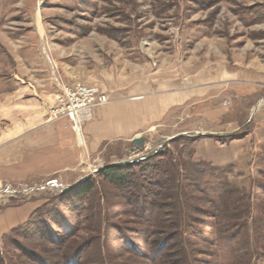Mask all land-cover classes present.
<instances>
[{
    "label": "rangeland",
    "instance_id": "obj_1",
    "mask_svg": "<svg viewBox=\"0 0 264 264\" xmlns=\"http://www.w3.org/2000/svg\"><path fill=\"white\" fill-rule=\"evenodd\" d=\"M55 81L98 86L108 96L102 107L156 103L130 137L91 153L80 132L93 120L77 129L53 118L58 94L42 116ZM6 98L18 99V115L3 117L0 131L18 125L24 135L17 162L0 148V211L27 205L34 211L24 225L44 224L37 237L0 239L8 264H46L19 257L20 243L59 264L53 242L63 238L77 264H264V0H0ZM139 136L145 148L134 153ZM152 154L160 158L149 165L170 173L162 208L142 218L137 187L99 172ZM131 174L142 185V173ZM89 175L92 190L77 199L71 192ZM175 212L180 247L160 256L157 224Z\"/></svg>",
    "mask_w": 264,
    "mask_h": 264
},
{
    "label": "crops",
    "instance_id": "obj_2",
    "mask_svg": "<svg viewBox=\"0 0 264 264\" xmlns=\"http://www.w3.org/2000/svg\"><path fill=\"white\" fill-rule=\"evenodd\" d=\"M55 82L57 83L54 84L56 85V92L55 95H53L54 98L50 95L52 97L49 96L47 99H41V108L44 111L42 116H46V108L54 103L56 95L60 93L64 84H59L58 81ZM155 103L156 102L152 103V101H145L142 103L133 99L121 104H111L104 107H102L103 105L96 106L93 111V121L85 125L83 131L81 130L80 132L81 138L85 144H87L86 146L89 152L92 153V151L96 150L100 144L108 140H113L119 137H130L140 126H143L144 122L140 123L143 121L141 118L148 111H151L150 107ZM164 103L165 101L162 100L160 104L161 108ZM18 109L19 102L17 98H6L5 100L0 99V127L3 117L12 121L13 114H16L17 118ZM154 110L155 109H152V111ZM37 120H39L38 117L31 122ZM26 127L29 128L28 124ZM23 132L19 131L18 125L12 127L9 132L3 133L0 131V148L2 149L3 146H8V151L11 153L9 154L7 152V154L10 155V157L8 155L10 163L12 161L17 162L20 146L19 138L24 135ZM48 137L51 140L52 137ZM27 146L29 147L33 145H29V142H27ZM2 154L4 153L0 152V159ZM33 211L34 209L27 205L0 211V239L16 228L24 225L31 217Z\"/></svg>",
    "mask_w": 264,
    "mask_h": 264
},
{
    "label": "trees",
    "instance_id": "obj_3",
    "mask_svg": "<svg viewBox=\"0 0 264 264\" xmlns=\"http://www.w3.org/2000/svg\"><path fill=\"white\" fill-rule=\"evenodd\" d=\"M159 157H151L149 159H146L142 162H139L137 164H133V165H127V166H110L105 168L102 172H99L103 178L106 180V182H108L111 185H115L118 186L120 188H125V187H130V186H136L137 187V191L135 192L134 195V202L137 205V210L136 213L141 215L142 218L146 217L145 215H147L148 211L150 210V212L153 213L155 212V210L157 209H161L162 206L159 205V199L162 200L164 199V197H166V183L168 182V177H169V173L168 169L160 166V165H156L153 167V165H149L152 160L158 159ZM133 168L138 169L142 174L139 178L143 179L142 180V185H140V179L139 180H135V178H133V174L132 170ZM164 180H161L163 179ZM144 179H147L148 184H149V188H146L144 186ZM161 182V183H160ZM183 183V179L181 180L180 184ZM146 184V183H145ZM92 190V186L91 184L87 181L83 182L76 190H74L73 192H71L73 195H75V197L78 199H82L84 198L88 193H90ZM67 195V194H64ZM66 197V196H65ZM159 198V199H158ZM159 205V206H158ZM163 213V212H162ZM164 217H168V214H163ZM169 224L165 223L163 221L158 223V229L160 228V235L162 237V244L160 247V256H162V251H166L167 248H170L172 251V248H179L180 245L178 243L177 238L180 235V232L178 231V227L179 224L181 222V219H179L180 215L179 213L175 212L172 213V215L169 216ZM156 224V222H155ZM40 225H44L42 223V219H40V221H29L26 225L21 226L19 228H16L15 230H13V232L10 234L12 236L16 235L19 236L21 233H25L28 230H32L33 236L37 237V232H38V227H40ZM35 226H38L37 228H35ZM172 229V231L169 229ZM41 228V227H40ZM162 230V231H161ZM159 231V230H158ZM175 231V232H174ZM36 234V235H35ZM10 235L8 236L9 238ZM69 238H63V240H60V242H53V244L56 243L57 247V252L58 256L57 258L60 259L59 260V264H77V262L79 261L78 258L80 256H78V253H74L73 255L70 254V249H68V240ZM172 241H175V244L173 243V245L171 244ZM176 241H177V246L176 245ZM52 242V241H51ZM14 244H18V243H14ZM68 247H67V246ZM177 246V247H175ZM66 247V248H65ZM164 247V248H162ZM16 249L17 251H20V256L21 258L27 259L29 261H35V259L39 258L41 260L44 261V263L46 264H54L51 262V259H45L44 257L40 256V254H38L36 251L31 250L29 248H27V246H25L24 244H18L16 245ZM52 251V250H51ZM54 252V251H53ZM49 253L51 254L52 252ZM175 253V252H174ZM53 254V253H52ZM68 254H70V256L68 257ZM178 256L181 257V250L178 251ZM175 255V254H174ZM66 257H68L66 259ZM170 257V256H168ZM166 258V257H165ZM66 259V260H64ZM38 261V260H37ZM0 264H8L7 261V254L5 255L3 252L2 247L0 246ZM10 264V262H9Z\"/></svg>",
    "mask_w": 264,
    "mask_h": 264
},
{
    "label": "built area",
    "instance_id": "obj_4",
    "mask_svg": "<svg viewBox=\"0 0 264 264\" xmlns=\"http://www.w3.org/2000/svg\"><path fill=\"white\" fill-rule=\"evenodd\" d=\"M106 103L108 96L98 86L80 83L63 85L55 106L50 108V114L55 119L67 117L74 127L80 129L93 120L94 108Z\"/></svg>",
    "mask_w": 264,
    "mask_h": 264
},
{
    "label": "water",
    "instance_id": "obj_5",
    "mask_svg": "<svg viewBox=\"0 0 264 264\" xmlns=\"http://www.w3.org/2000/svg\"><path fill=\"white\" fill-rule=\"evenodd\" d=\"M259 109V105L255 108V113L257 112V110ZM254 113V114H255ZM254 116V115H253ZM187 135V134H186ZM233 134H228V133H216V134H201V133H190V134H188V136H208V137H214V138H226V137H230V136H232ZM181 136H183V135H178L177 137H181ZM177 137H175V138H177ZM164 140V142H168V141H166L165 139H163ZM162 141V140H161ZM132 144H133V146H134V148L135 149H133V150H136V151H134V153L135 152H139V151H141V150H143L144 148H145V143H144V138L142 137V136H139V137H136L134 140H133V142H132ZM132 151H129V153H131ZM154 154H156V153H154ZM154 154H152V155H149V156H146V157H142V156H140V157H138V159L137 160H135V162H137V161H141V160H143V159H146V158H149L150 156L152 157V156H154ZM134 163V162H133ZM128 165V163H126V162H119V163H115V164H113V165H110V166H127ZM109 166V167H110ZM96 172H99V171H96ZM90 176L91 175H89V176H87V177H85V178H83L79 183H83V182H85L88 178H90ZM70 189H72L73 187L71 186V187H69ZM39 189H41V188H39Z\"/></svg>",
    "mask_w": 264,
    "mask_h": 264
}]
</instances>
